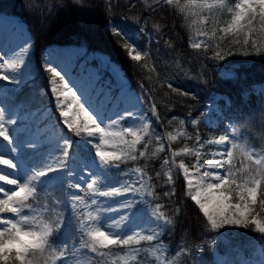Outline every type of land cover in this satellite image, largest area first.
<instances>
[{"label": "snow or ice", "instance_id": "1", "mask_svg": "<svg viewBox=\"0 0 264 264\" xmlns=\"http://www.w3.org/2000/svg\"><path fill=\"white\" fill-rule=\"evenodd\" d=\"M155 3L170 6L180 13L194 36L204 37L191 42V48L207 52L214 46L218 49L214 58L224 59L219 49L225 40L229 45H243L257 52L264 48L261 43L264 42V0H155ZM115 34L120 35V32ZM125 47L133 61L142 59L136 48ZM26 52L27 49L22 48L17 58L8 59H5L6 53L0 52V80L20 85L28 79V74L22 71ZM227 54H231V48ZM105 64L112 67L109 61ZM47 71L51 74L50 91L55 95L63 125L80 137V143L74 145L70 136L63 138L62 143L56 145L58 156L49 154L41 166L26 169L23 176L19 172H0V182L13 186H0V264H76L75 257L80 249L96 254L97 264H103L101 258L109 256L116 257L112 264H118V261L128 264L129 259L136 261L138 257L141 258L139 264H144L142 254L146 253L156 256L159 264H176L175 258L190 255L191 250L183 242L177 252L167 255L162 234L166 229L172 230L174 216L163 210L164 204L145 199L153 197L154 200L155 188L163 187L151 183L154 178L159 181L161 172H155L153 177L148 175L145 167L130 166V162L142 158L147 165L148 159L165 152L166 145L168 155L160 165L162 169L167 168L164 183L170 186L169 191L163 193L165 197L176 194L173 172L178 170L185 182V195L195 202L206 218L208 230L220 233L229 226H254L255 231L264 234V216H261L264 212V135L253 142L249 138L251 129L247 125L241 126L239 116L227 125L223 134L206 140L200 136L198 126L201 121L196 118L187 122L194 129L192 134L183 127L184 119L179 120L182 127L177 128L175 134L157 132L152 121V117H156L159 123L155 103H150L146 112H140L142 96L127 93L122 87L120 95H115L111 88H95V82L99 80L95 71L89 74L88 84L93 87L96 101L81 103V97L69 87L52 62ZM113 72H116L115 68ZM57 79L63 82L61 88L55 86ZM120 84L123 85L122 78ZM167 87L181 97L189 96L188 92L174 89L171 83ZM129 118H134L131 126L115 130L121 121ZM17 123L16 119L6 117L5 108L0 107V138L10 145L9 153L21 147L37 149L46 143L44 140H26L17 144L9 130L10 127L15 130ZM205 123L214 124L210 118ZM105 124L108 126H102ZM92 138H96L95 143ZM181 140L192 141V146L185 144L179 150L172 149L169 142ZM153 141L157 146L150 151L149 145ZM90 152H94L98 161L93 159L90 164L86 163L82 153ZM178 157H191L193 162L177 161ZM0 165L10 169L18 167L5 155H0ZM13 175L17 178H11ZM71 178L81 181L83 187ZM65 185L77 191L65 192ZM57 191L60 196L54 195ZM129 195L131 199L127 198ZM121 197L124 199L117 200V207L111 206L110 200ZM138 202L151 207L154 227L139 223L142 210H134ZM65 203L71 205L79 229V248L75 240L71 243L58 241L61 229L65 227L61 211ZM113 213H119V218L112 216ZM179 213L180 208L176 207L174 214ZM102 220L105 221L103 224ZM136 227L141 231L137 232ZM128 232L130 234H126ZM142 241L151 247H133ZM116 249H129V252L118 256ZM199 251L203 253V247Z\"/></svg>", "mask_w": 264, "mask_h": 264}, {"label": "trees", "instance_id": "2", "mask_svg": "<svg viewBox=\"0 0 264 264\" xmlns=\"http://www.w3.org/2000/svg\"><path fill=\"white\" fill-rule=\"evenodd\" d=\"M153 2L150 4L147 0H0V10L7 9L27 24L35 48L28 81L7 92L4 97L7 106L18 109L23 116L38 117L43 126H52L60 136L69 135L74 145L80 143V137L71 133L61 122V116L55 106V95L50 91L51 74L47 71L45 63V54L53 47L78 45L83 48L80 61L91 52L109 55L127 78L128 91L142 96L144 112L150 103L156 104L159 123L156 122V117H152V121L157 132L175 134L179 120L184 119L186 123L183 127L192 134L194 129L188 126L187 122L190 118H196L201 121L198 127L202 139L217 137L224 131L223 127L211 126L205 123L203 117L207 106L215 102L216 95L220 93L225 95V98L218 100L223 122H232L239 116L241 126L247 125L251 129L249 138L253 142L259 141L264 135V93L258 91L256 87L264 85V48L257 52L251 47L229 45L225 40L219 49L224 54V59L214 58L215 51L218 50L214 46L209 47L207 52L191 48L194 33L180 13L170 6H157ZM109 25L112 27L108 28ZM116 32H120V35H116ZM215 42L213 40V44ZM126 45L140 51L142 59L133 61ZM229 48L231 54H227ZM99 70L104 85L111 88L114 94L118 93L120 88L114 87L117 84L114 73L108 69ZM168 83H171L174 89L188 92L189 96H179L167 87ZM128 121L129 119L123 121L122 127L127 126ZM180 127L182 126L179 125ZM169 143L172 149L179 150L185 144L191 147L193 142L181 140ZM156 146L153 141L149 145L150 151ZM49 154L58 156L60 153L57 148L51 150L49 145L44 143L37 149L26 148L25 157L30 164L38 168ZM167 155L166 145L165 152L148 159L147 165L142 158L130 162V166L145 167L148 175L153 177L155 172L162 174L159 181L154 178L151 183H159L163 187H156L153 192L155 199L147 197V200L164 204L163 210L174 216L172 230L166 229L162 234L163 244L168 250L167 255L171 256L177 252L182 242L191 250L190 255L175 258L176 264H218L213 256L214 250L224 253L227 252L228 246L245 244L250 240L264 244V234L255 231L254 226L248 228L229 226L221 229L220 233L208 230L205 227L206 218L195 202L185 195V182L177 170L173 172L176 194L171 198L165 197L163 193L169 191L170 186L164 183L167 179L164 175L167 168L162 169L160 165ZM82 156L90 160L94 153H82ZM179 159H184L188 164L193 162L191 157H178L177 161ZM63 191H68L67 185ZM54 195L60 196L61 193L57 191ZM144 207L151 210L149 204L141 203L138 206L141 209ZM176 207L180 208L179 214H174ZM61 211L64 214L65 227L61 229L58 241L71 243L75 240L77 246L79 229L73 210L65 203ZM261 215H264V212H261ZM218 237H225L226 242L216 240V245L211 246L209 239H219ZM201 245H205L203 253L198 250ZM133 247L148 249L151 245L142 241L140 245ZM127 250L129 249L123 251L116 249L115 252L118 256H124ZM245 251L250 252L249 249ZM142 255L144 264H159L156 256L150 253ZM251 257L258 258L254 252H251ZM115 258L109 256L101 259L103 264H112ZM140 259V257L136 261L130 259L128 264H139ZM118 264L123 262L118 261ZM224 264L233 262L226 257Z\"/></svg>", "mask_w": 264, "mask_h": 264}, {"label": "rangeland", "instance_id": "3", "mask_svg": "<svg viewBox=\"0 0 264 264\" xmlns=\"http://www.w3.org/2000/svg\"><path fill=\"white\" fill-rule=\"evenodd\" d=\"M150 4L155 3V0H147ZM112 26H109L108 28H111ZM12 37L15 38V40H12ZM4 39V41H3ZM11 39V42L13 44L8 43V47L11 49L6 48V44L8 40ZM197 39H204V37H195L194 40ZM3 42L5 43V46L3 45ZM132 47V46H131ZM26 48L27 52L23 56L25 60V65L22 71H24L26 74H28L29 78V72L31 68L33 67V58L32 55L35 51V48L33 46L32 36L30 32L28 31L27 25H25L18 17L12 15L7 9L6 10H0V52L6 53L5 59L8 58H17L19 54L21 53V49ZM81 50L79 46L76 45H69V46H55L52 49L48 50L45 54V63L49 64V62H52V66L57 67L58 71H61V75L65 77V80L68 81L69 87L73 88V91L77 92V95L81 97V103H84L85 100H90L93 103L96 101V94L93 90V87L89 86L88 80H89V74L93 71L97 72L99 74V67L101 68H107L110 71L113 72V68L116 69L115 74V80L118 83V86L122 87L124 91L129 93L126 88V77L124 76L123 72L119 70L118 66L115 65L109 58V56L103 54V53H97V54H90L87 55L82 62H79L78 59L81 56ZM15 53V55H13ZM134 54V53H133ZM105 61H109L112 65V67H108L105 64ZM65 69V71H64ZM100 78V74H99ZM121 78L123 79V85L120 84ZM28 79H26L27 81ZM26 81L24 83H26ZM99 80L95 82V88L99 89L102 86L99 85ZM24 83L20 85L12 84L9 81H2L0 80V107L5 108L6 110V117L10 116L17 120V125L14 126L15 130L10 127V133L13 136L14 140L17 144H23L26 140H44L46 141L47 145L50 146L51 150L56 149V145L58 142L62 143L63 138L69 137V135H59L57 131L54 130L52 126L45 127L41 124V121L36 116H23L20 114L18 109H12L7 106V103L4 100L5 95L7 92L13 88H17L22 86ZM63 82L57 79L56 87L61 88ZM108 89V88H105ZM258 91L264 92V85L257 86ZM135 95H139L137 93H131ZM120 95V90L117 94ZM224 97L223 95H217L216 102L209 105L206 109V116L204 117V120H208L209 118L211 121L214 122V124H211V126H222L224 131L221 133L223 134L227 130V125L231 122H223V114L220 107V104L217 102L218 99ZM56 105V103H55ZM85 107H88V104L85 103ZM121 107H124V105H121ZM58 112L60 109L57 107ZM145 105L142 98V105L139 107L140 112H144ZM134 111H136V108H133ZM89 111H92L90 108ZM95 115V113H93ZM134 118H129L127 126H131L133 124ZM61 122L63 123V117H61ZM121 121L115 130H119L120 127H122ZM224 123V124H223ZM210 125V124H209ZM107 127L108 125H102ZM179 128V125L177 126ZM49 130V131H48ZM93 143L96 142V138H92ZM10 145L7 141H4L3 138H0V155H5V158L13 159L14 163H17L18 167L17 169H10L7 166L0 165V172L3 174H9V173H16L19 172L20 176H23L26 169L33 167L37 168L36 166H33L30 164V162L26 159L25 153H26V147L18 148L16 152L9 153ZM214 147V146H213ZM94 153V152H93ZM83 157V156H82ZM83 159L86 161V163H91L93 159L98 161V157L93 156L90 160ZM74 163V162H73ZM91 170V169H89ZM178 171V170H177ZM179 172V171H178ZM85 178L87 179V173L84 174ZM11 178H17L15 175H13ZM72 182H79L83 183L79 180H76L75 178H71ZM0 186H5L6 188H12L11 185H3V182H0ZM118 186V185H117ZM68 191L76 192L75 189H68ZM82 194V193H78ZM128 199H131L132 196L129 195L127 197ZM100 199H108L101 197ZM118 199H124L123 197L112 199L110 200L111 206L117 207ZM137 201H139L140 197H136ZM147 200V197H145ZM141 203H137L135 205L134 210H142V219L139 221L141 226L146 227H154L153 217L151 216V212L149 211V208H143L138 209V206ZM71 208V205L68 204ZM72 209V208H71ZM127 211V210H122ZM257 211H259V208H257ZM10 215V214H9ZM112 216L119 218V213H113ZM264 216V215H261ZM105 221L102 220L101 224H103ZM107 230V229H105ZM136 231H141L140 227H136ZM217 238H210L209 244L211 246H215L216 244L213 243V241L216 242V240H221L222 242H226L225 237H218ZM78 245L76 246L79 248V242H77ZM200 247H203L205 249V245H201L198 247V250ZM245 249H249L250 252H246ZM227 252H221L220 250H214L213 256L214 259L218 264H224L226 257H228L230 260H232L233 264H264V244H261L259 241H248L245 244L240 245H234L233 247L228 246L226 248ZM129 252L126 251L125 255H127ZM246 252V253H245ZM251 252H254L257 256L255 258L251 257ZM245 255V256H244ZM201 256V254L199 255ZM246 257V259H244ZM76 264H97L96 260V254L90 253L86 249H80L75 257ZM130 260V259H129ZM179 264V263H178ZM181 264V263H180Z\"/></svg>", "mask_w": 264, "mask_h": 264}, {"label": "bare ground", "instance_id": "4", "mask_svg": "<svg viewBox=\"0 0 264 264\" xmlns=\"http://www.w3.org/2000/svg\"><path fill=\"white\" fill-rule=\"evenodd\" d=\"M12 40H15V38L12 37ZM3 41H4V39H3ZM8 43L13 44V43L11 42V39H9L8 42H7V44H6V48H7V49H11L10 47H8ZM3 45L5 46V43H4V42H3ZM64 71H65V69H64Z\"/></svg>", "mask_w": 264, "mask_h": 264}]
</instances>
